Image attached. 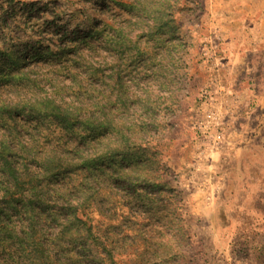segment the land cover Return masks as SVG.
I'll return each instance as SVG.
<instances>
[{"label":"rangeland","instance_id":"374dc122","mask_svg":"<svg viewBox=\"0 0 264 264\" xmlns=\"http://www.w3.org/2000/svg\"><path fill=\"white\" fill-rule=\"evenodd\" d=\"M201 12L199 0H0V113L22 99L71 103L90 165L67 176L71 206L35 181L0 192V264H264V139L210 158L227 129L220 84L221 141L190 129L219 65ZM12 160L18 174L45 171ZM216 161L221 192L206 170ZM207 197L229 221H213Z\"/></svg>","mask_w":264,"mask_h":264},{"label":"crops","instance_id":"0c3cea01","mask_svg":"<svg viewBox=\"0 0 264 264\" xmlns=\"http://www.w3.org/2000/svg\"><path fill=\"white\" fill-rule=\"evenodd\" d=\"M199 2L202 23L210 17V25L207 26L209 33L206 34L210 42L209 46H203L208 53L205 57L212 56L219 64L216 66V72L208 75L206 85H209V90L213 93H217L218 84L223 85L226 90L225 97L221 96L220 102L225 113L227 129L224 139L212 154L210 152V158L213 157L211 159L220 160V157L227 153V150H224L225 144H248L253 140L264 139V0ZM213 60H209L211 64L214 63ZM214 78L217 82L215 85L212 84ZM190 129L195 134L194 122L191 123ZM227 147L231 149L232 146ZM206 170L209 176L215 177L219 174L214 188L217 192L223 191L226 183L222 181L224 176L217 161L211 162ZM205 189L209 191L210 186L202 190ZM193 195L192 193V202ZM207 198L210 199L205 202L212 208L213 221H229L230 214L221 202L218 203L219 198ZM192 204L194 209L198 205Z\"/></svg>","mask_w":264,"mask_h":264},{"label":"trees","instance_id":"16d2710c","mask_svg":"<svg viewBox=\"0 0 264 264\" xmlns=\"http://www.w3.org/2000/svg\"><path fill=\"white\" fill-rule=\"evenodd\" d=\"M31 81L35 85L40 82L37 78L31 79ZM81 88L83 89L84 86ZM63 103L67 104L65 109L61 103L58 104L55 100L47 98L41 101L22 99L15 104H5V109L0 113V131L7 132L6 134L2 132L3 142H0V177L6 179L0 180V192L4 193L5 197L8 196L9 191L16 189L20 193V187L22 188L25 183L35 181L38 185L41 184L40 186L46 188L47 192L52 185L51 194L55 197L57 195L56 198L66 207L71 206L72 199L66 192L68 188L72 187L67 176L75 170H85L90 167L89 158L86 157L84 150V140L79 139L76 134L74 136V131H78L77 133L80 134L86 131L87 121H84L82 114H71V107H69L72 105L71 103L65 101ZM73 105H75L76 111L82 110L81 103L79 106ZM24 114H29L30 119L35 117L34 128L37 135L29 132L28 128L21 124L20 116ZM24 131L30 139L24 138ZM13 157H20L22 161H28V165L23 164L24 168H28V166L32 168L34 162L31 159L37 160L45 168V171L38 173L37 176L18 174L19 169L15 163L12 164ZM96 161L104 160L99 157ZM106 166H110V162ZM96 167L99 168L98 165ZM8 178L13 179V182L11 183ZM42 197L44 200L47 199L45 192Z\"/></svg>","mask_w":264,"mask_h":264},{"label":"built area","instance_id":"2783aa9c","mask_svg":"<svg viewBox=\"0 0 264 264\" xmlns=\"http://www.w3.org/2000/svg\"><path fill=\"white\" fill-rule=\"evenodd\" d=\"M202 98H204L203 116L201 119L196 120L195 129L201 133L200 137L202 140H209L215 144L222 139L223 121L218 118V110L214 103L215 94L210 92V90H204ZM203 151L204 149L201 150V152Z\"/></svg>","mask_w":264,"mask_h":264}]
</instances>
